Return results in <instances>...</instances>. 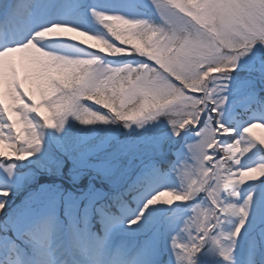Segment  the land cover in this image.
<instances>
[{
    "label": "snow or ice",
    "instance_id": "snow-or-ice-1",
    "mask_svg": "<svg viewBox=\"0 0 264 264\" xmlns=\"http://www.w3.org/2000/svg\"><path fill=\"white\" fill-rule=\"evenodd\" d=\"M264 0H0V264H264Z\"/></svg>",
    "mask_w": 264,
    "mask_h": 264
},
{
    "label": "rangeland",
    "instance_id": "rangeland-1",
    "mask_svg": "<svg viewBox=\"0 0 264 264\" xmlns=\"http://www.w3.org/2000/svg\"><path fill=\"white\" fill-rule=\"evenodd\" d=\"M255 132H257V134H264V130H262V129H255L254 130Z\"/></svg>",
    "mask_w": 264,
    "mask_h": 264
}]
</instances>
